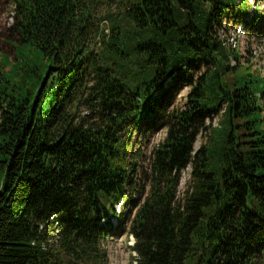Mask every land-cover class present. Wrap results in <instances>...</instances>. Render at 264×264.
Here are the masks:
<instances>
[{
  "label": "trees",
  "instance_id": "obj_1",
  "mask_svg": "<svg viewBox=\"0 0 264 264\" xmlns=\"http://www.w3.org/2000/svg\"><path fill=\"white\" fill-rule=\"evenodd\" d=\"M0 4V264H109L113 217L130 264H264V74L220 36L264 0Z\"/></svg>",
  "mask_w": 264,
  "mask_h": 264
},
{
  "label": "rangeland",
  "instance_id": "obj_2",
  "mask_svg": "<svg viewBox=\"0 0 264 264\" xmlns=\"http://www.w3.org/2000/svg\"><path fill=\"white\" fill-rule=\"evenodd\" d=\"M10 5L0 4V34L4 31V27L10 24L13 20L9 11ZM225 25V24H223ZM228 38V41L233 46L237 45V48L243 55L240 59L241 62H244L246 58H249L253 66L256 68H261L262 73L264 74V38L263 39H255L250 37L248 34L244 32V29L239 27H235L232 24L226 26V30L221 31V35ZM236 61L233 60L232 63ZM189 91V86L186 84H179L178 90L176 94L173 96V104L180 105L185 101V97L187 92ZM217 117L214 115L211 119V123L216 125ZM165 134V129H159L155 132L151 130H141L139 133L137 132L134 135L133 149L136 150L140 148L142 151V156L140 157V161L142 166H146L149 162L150 152L153 145L159 143ZM203 138L199 135L195 142V148H198L201 144ZM190 166H188L185 170L182 171V176L179 184V193L185 187V183L189 177ZM147 189V185H146ZM145 195V193H144ZM117 210L119 209V205L116 206ZM132 214L135 211V207L132 209ZM120 219L115 217L112 218V222L114 228L112 230L115 231L109 234L104 241L103 247L106 249V252L109 257V264H130L132 255H136L137 253L132 250V245L135 242L134 236L128 231L129 220L124 223V227L119 222ZM125 220V218H124ZM116 229V230H115ZM118 229V230H117ZM135 264V262H134Z\"/></svg>",
  "mask_w": 264,
  "mask_h": 264
}]
</instances>
